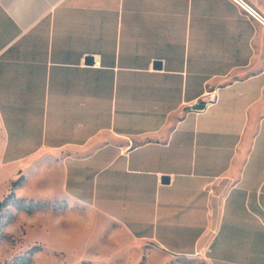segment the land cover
Returning a JSON list of instances; mask_svg holds the SVG:
<instances>
[{"label":"crops","instance_id":"1","mask_svg":"<svg viewBox=\"0 0 264 264\" xmlns=\"http://www.w3.org/2000/svg\"><path fill=\"white\" fill-rule=\"evenodd\" d=\"M5 175L115 249L264 264V24L237 0H0Z\"/></svg>","mask_w":264,"mask_h":264},{"label":"rangeland","instance_id":"2","mask_svg":"<svg viewBox=\"0 0 264 264\" xmlns=\"http://www.w3.org/2000/svg\"><path fill=\"white\" fill-rule=\"evenodd\" d=\"M7 179L0 178V203L13 191ZM28 195L15 193L0 207V264H23V259L28 264H199L187 258L174 262L157 251L115 249L98 239L84 215H58L62 208L54 202L34 212L25 209L35 203H21Z\"/></svg>","mask_w":264,"mask_h":264},{"label":"trees","instance_id":"3","mask_svg":"<svg viewBox=\"0 0 264 264\" xmlns=\"http://www.w3.org/2000/svg\"><path fill=\"white\" fill-rule=\"evenodd\" d=\"M21 183H22V179H20V180H18V181L13 183V185H12L13 191L9 194L8 198L4 202L0 203V207H4L6 205L7 200L10 197H14L15 196L14 190L17 189L21 185ZM21 203L25 204V199L21 200ZM46 203H50V202H41V201H39V202H35L33 204H29L28 206H26L27 208H25V206H24V208L30 210V212H34L36 210H41V209L47 208L48 205H46ZM21 262L23 264H28L29 263V259L28 260L27 259H23V260H21ZM21 262H19V263H21Z\"/></svg>","mask_w":264,"mask_h":264},{"label":"built area","instance_id":"4","mask_svg":"<svg viewBox=\"0 0 264 264\" xmlns=\"http://www.w3.org/2000/svg\"><path fill=\"white\" fill-rule=\"evenodd\" d=\"M237 2L239 4H241L243 7L247 8V10H249V12L257 19L259 20L262 24H264V18L262 16H260L259 14L255 13V11H253L251 8L247 7V5L241 1V0H237ZM101 64L98 60L95 61L94 66L99 67Z\"/></svg>","mask_w":264,"mask_h":264},{"label":"water","instance_id":"5","mask_svg":"<svg viewBox=\"0 0 264 264\" xmlns=\"http://www.w3.org/2000/svg\"><path fill=\"white\" fill-rule=\"evenodd\" d=\"M205 107L202 105V106H199L198 109L200 110H203Z\"/></svg>","mask_w":264,"mask_h":264}]
</instances>
